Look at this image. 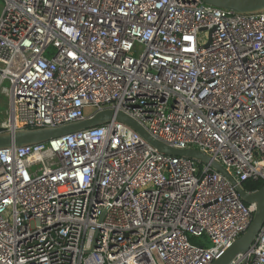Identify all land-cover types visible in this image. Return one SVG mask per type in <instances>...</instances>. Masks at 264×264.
Instances as JSON below:
<instances>
[{
	"label": "built area",
	"instance_id": "1",
	"mask_svg": "<svg viewBox=\"0 0 264 264\" xmlns=\"http://www.w3.org/2000/svg\"><path fill=\"white\" fill-rule=\"evenodd\" d=\"M0 94V131L112 107L237 182L264 181V12L0 0ZM253 212L210 165L159 153L115 120L0 149V264H210ZM244 260L264 264V223L230 264Z\"/></svg>",
	"mask_w": 264,
	"mask_h": 264
},
{
	"label": "water",
	"instance_id": "2",
	"mask_svg": "<svg viewBox=\"0 0 264 264\" xmlns=\"http://www.w3.org/2000/svg\"><path fill=\"white\" fill-rule=\"evenodd\" d=\"M205 4L221 8L237 14L264 12V0H202ZM115 120L136 131L146 142L159 153L186 157L200 164H208L224 176L234 187L239 198L246 204H254V212L245 231L234 239L210 264H230L237 256H245L253 245L261 226L264 223V182L260 188L246 190L241 182H237L230 173L216 160L196 148L177 149L153 137L147 129L134 117L117 108H103L81 120L57 126L24 128L13 131H0V149L21 147L47 142L56 137L77 132L86 128L102 125ZM244 260L243 264H245Z\"/></svg>",
	"mask_w": 264,
	"mask_h": 264
},
{
	"label": "trees",
	"instance_id": "3",
	"mask_svg": "<svg viewBox=\"0 0 264 264\" xmlns=\"http://www.w3.org/2000/svg\"><path fill=\"white\" fill-rule=\"evenodd\" d=\"M263 180L262 179H246L242 182V186L246 189V190H254L257 188H260L263 184ZM191 242L195 241V239L191 238L190 240Z\"/></svg>",
	"mask_w": 264,
	"mask_h": 264
},
{
	"label": "rangeland",
	"instance_id": "4",
	"mask_svg": "<svg viewBox=\"0 0 264 264\" xmlns=\"http://www.w3.org/2000/svg\"><path fill=\"white\" fill-rule=\"evenodd\" d=\"M6 108H7L6 97L0 94V121H2L3 118H5ZM87 112H90V111L87 110Z\"/></svg>",
	"mask_w": 264,
	"mask_h": 264
}]
</instances>
